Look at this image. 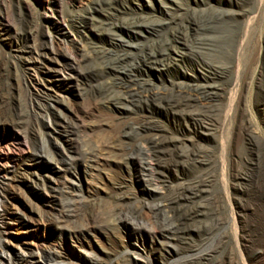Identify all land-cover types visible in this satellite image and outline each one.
<instances>
[{
	"label": "rangeland",
	"instance_id": "374dc122",
	"mask_svg": "<svg viewBox=\"0 0 264 264\" xmlns=\"http://www.w3.org/2000/svg\"><path fill=\"white\" fill-rule=\"evenodd\" d=\"M90 1L0 0V264H27L30 254L39 264H53L39 258L48 251L61 254L64 264H257L255 252L248 253L247 210L249 177L264 153V3L123 0L129 17L151 21L161 8L183 13L197 21L198 35L211 43L198 57L188 54L169 68L134 73L136 100L146 106L141 111L116 100L90 50L98 34L90 26L77 32L70 24L69 15ZM155 35L141 44L157 43ZM35 44L44 45L53 61L28 63ZM199 71L214 74V84L220 85L217 98L208 105L192 104L194 117L173 115L162 94L183 72ZM63 119L81 124L80 131L70 136L60 132ZM141 123L152 128L151 135L181 139L206 163L182 173L179 181L171 179L175 171L170 169L164 182L152 178L151 183L139 165L98 170L64 164L78 140L119 132L134 138ZM143 158L151 169L156 166V157ZM161 165L168 167L167 160ZM69 177L72 187L66 185ZM191 182L200 184L193 201L149 212V206L163 202L148 194L151 185L163 190ZM71 199L78 202L68 208ZM195 206L201 211L199 234L176 253L161 252L157 223L176 225L174 210ZM114 207L121 209L126 226L107 233L82 231L90 211L107 213Z\"/></svg>",
	"mask_w": 264,
	"mask_h": 264
},
{
	"label": "bare ground",
	"instance_id": "6f19581e",
	"mask_svg": "<svg viewBox=\"0 0 264 264\" xmlns=\"http://www.w3.org/2000/svg\"><path fill=\"white\" fill-rule=\"evenodd\" d=\"M71 1L76 2L78 0ZM257 1L260 4L264 3V0ZM230 12L226 14L229 15L231 14ZM153 17L151 21H148L146 19L144 20V18L142 19V17L125 16L123 0H91L80 13H71L69 15L70 24L77 32H81L85 27L90 26L98 34L97 42L90 47L91 53L100 60L103 74L107 76L109 85L116 93V100L132 106L131 110L138 108L141 111L146 110V106L136 100L138 92L135 89L134 73L142 69L160 70L169 68L183 59L185 55L200 56V54L204 53L203 50L207 49L204 47L211 45L207 38L198 35L200 34L199 31H201V28L200 26H196L197 21L195 23V21L192 22L193 20H188L189 18H186L183 13L175 14L166 8H161L157 10ZM256 17H251L252 21ZM220 19L224 20V16H221ZM230 19H233V17ZM52 26H56V23H52ZM227 30L224 32L226 33ZM153 34L158 36V41L155 39L157 43H150V45L141 44V40L144 37ZM43 47L44 45L36 44L32 46L29 51L31 57L27 60L28 63L35 64L53 61L51 55ZM221 47L223 46L221 45ZM220 49L222 50V48ZM228 49L230 50L231 48ZM215 59L217 60V58ZM70 69L76 68L72 66ZM211 73H207L206 71H199V73L195 74L183 72L178 79L174 80L171 83L169 92L162 94L163 96H168L167 106L169 111L173 115H180L183 118L187 114L194 117L193 111H189L191 110L190 106L192 104L200 103L202 105H208L207 103H212L218 96L219 89L217 87L220 85L216 86L214 84V74ZM162 95L156 93L154 96L162 97ZM194 112L196 113V111ZM84 114L86 115L85 111ZM58 125L61 128V130H58L67 136L76 134L82 127L76 121L65 119H63V122L58 123ZM135 130L136 134L134 138H130L128 135L124 136L119 132L104 139H80L75 145L76 147H73L72 154L65 157L63 162L66 165L68 163H82L90 169L95 168L98 170L100 168H110L113 165L121 163L139 165L142 176L150 178L151 183L152 178L164 182L163 180L167 177L170 169L175 171L171 179L179 181L182 178V173L190 171L192 167L203 165L207 161L204 155L199 154L198 150L196 152L184 146L181 139L151 135L152 128L147 123L139 124ZM149 156L156 157L157 159L156 166L152 169L143 161V157L146 159ZM162 160H167L168 167L161 165ZM249 178L252 193L251 207L247 210V231L250 235L248 253L251 255V253L255 252L254 257H251L252 260H256L257 264H264V153L261 164L253 168V172ZM66 185L67 187H72L74 185V179L69 177ZM151 187L147 190L148 194L156 196L163 201L157 206L148 207L149 212L157 214V210L161 206L170 208L172 205L175 206L183 202L193 201L199 193L200 184L195 182L182 183L177 187L165 186L163 190H159L154 185H151ZM77 202L78 200L71 199L69 201L71 205H68V208H71V206L74 207L77 205ZM197 207L195 206V208L184 210V212L183 210H174L171 218L176 219V225L173 222L168 227L167 224L165 226L162 223H157L156 238L161 252H167L169 254L176 253L177 248L181 244L189 245L191 237L199 234L200 227H197L196 223L201 211ZM119 211L121 212V209L118 210L117 207H114L112 211L107 213H100L95 209L90 211L85 216L82 231L84 233H90L98 230L107 233L114 231L117 227L121 228L126 226V217L120 216ZM141 227L140 225L139 228ZM39 255V258L45 261H54L53 264L65 263L62 260L63 257L61 254L56 252L48 251ZM34 256L33 254L29 255L27 264H39ZM124 264H130V260H126Z\"/></svg>",
	"mask_w": 264,
	"mask_h": 264
}]
</instances>
